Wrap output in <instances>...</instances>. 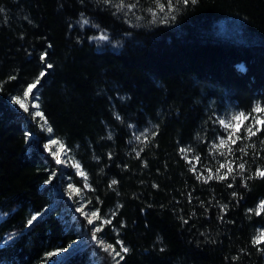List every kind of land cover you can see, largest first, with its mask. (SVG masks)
I'll use <instances>...</instances> for the list:
<instances>
[{
  "label": "trees",
  "instance_id": "1",
  "mask_svg": "<svg viewBox=\"0 0 264 264\" xmlns=\"http://www.w3.org/2000/svg\"><path fill=\"white\" fill-rule=\"evenodd\" d=\"M116 3L0 0V264H46L82 227L50 209L52 163L9 103L41 70L40 108L111 221L104 231L129 248L121 264H264V244L252 243L264 229V178L253 176L264 131L245 139L246 125L264 120L253 111L264 108V0L179 4L167 23L160 12L152 22L153 0H125L131 11ZM240 112L249 119L232 144L219 121ZM90 253L62 264H93Z\"/></svg>",
  "mask_w": 264,
  "mask_h": 264
},
{
  "label": "rangeland",
  "instance_id": "2",
  "mask_svg": "<svg viewBox=\"0 0 264 264\" xmlns=\"http://www.w3.org/2000/svg\"><path fill=\"white\" fill-rule=\"evenodd\" d=\"M36 92V89H34ZM37 99L32 101L30 98L21 97L26 104L29 105V112L23 111L20 106L13 101V97L9 98V103L11 106L16 108L23 116L24 119L28 120L34 130L30 132L28 137V142L35 149L40 151L44 156H46L52 163V180H53V189L55 197L51 210H60V217L67 219L68 225L76 226L77 224H82V227L78 229L77 234L79 236L78 240L72 243L68 249H58L52 254L49 255L46 264H62L68 261L72 256L83 252L91 251L89 258L92 260L93 264H121L119 257L113 258L107 251L104 250L105 244H113L117 251H120V245L114 244L111 242L107 233L104 229L97 233V238H93V231L97 226L106 225L104 221H108L105 218L93 217L92 213L97 212L89 202L86 196V190L89 189V184L87 181L86 174L84 176L80 175V172H84L79 162L75 161L68 148L61 142L59 139L55 138L52 132H48V122L43 116H33L30 113L42 112L40 108L39 95L36 93ZM36 103L39 105L38 108H32L31 104ZM237 115L231 113L228 116H225L223 120L226 123H231L233 126H239V129L242 124L239 121L233 120L232 117ZM46 121V123H45ZM147 128L136 132L135 136H142L148 131L145 132ZM228 130L233 131V128H228ZM50 140L58 141L56 144H50ZM48 144L49 147L45 148V145ZM53 153L59 154V159L61 163L56 162V157ZM79 164V168L76 165ZM82 181L84 187L78 186L77 182ZM85 184L88 186L86 187ZM99 216V213H98ZM39 218V216H37ZM89 219L93 222L89 224Z\"/></svg>",
  "mask_w": 264,
  "mask_h": 264
},
{
  "label": "snow or ice",
  "instance_id": "3",
  "mask_svg": "<svg viewBox=\"0 0 264 264\" xmlns=\"http://www.w3.org/2000/svg\"><path fill=\"white\" fill-rule=\"evenodd\" d=\"M103 2L105 4H112L113 3V0H103ZM198 2V0H166V4L165 3H161V0H153V3L155 4V8H148L147 11L150 12L152 14V17H153V20L152 22L155 23L156 22V19H157V15H158V12L160 13H165V16L163 18V20L161 21L162 23H167L168 22V17L171 16V18L174 20L175 19V16L173 15V13L175 11H177V5L179 4H183V5H188L189 3L191 4H196ZM115 7L117 9V11H120L124 8H127L128 11H131L133 10L134 8L137 7V3H127L125 4V0H119V3H116L115 4ZM167 7V12H165V8ZM3 11V8H0V12ZM139 19V18H138ZM103 39H107L108 37L105 35L102 37ZM47 53H43L40 57L41 61L43 62L45 60V57H46ZM47 68L50 69L52 68V65L51 64H47ZM46 75V72L41 70L38 74V76L36 77V79L31 82V83H28L27 84V87L26 89H24L22 91V95L24 98H30L32 101H35L37 99V96H36V92H34V89H38V85L40 84L41 82V78H43L44 76ZM10 79H15V77H10ZM14 103L18 104L20 106L21 109H23V111L25 112H29L30 109H29V105L26 104L24 102V100L21 99L20 96H16V97H13L12 98ZM31 107L32 108H38L39 105L36 104V103H32L31 104ZM254 112H257V113H260V112H264V108H261L260 104L257 103L256 107L253 109ZM31 115H33L34 117L35 116H43V113L41 112H35V113H30ZM233 120H237L240 122V124H243L244 120H248L249 119V116H246L244 114V112H240L238 113L237 115H234L232 117ZM46 123V121H45ZM219 123L221 125H223L225 127V129L227 130L228 128H233V131L232 132H229V135H228V140L232 143V144H235L237 140L241 139L240 136L236 135L235 136V139H233V136L235 135L236 132H239V126H233L231 123H226L225 120L221 119L219 121ZM254 125H264V120L260 119L259 117H255L252 119V123H249L248 125H246L245 127V130L247 132V136L245 137V139H248V140H251L252 137H255L257 136L258 133L264 131V128L260 127V126H255V130H253V127ZM48 132H52V128L49 127L48 129ZM147 131V129L145 130V132ZM141 135H143V133H141ZM152 135L154 136L155 133L153 132ZM137 140L140 139V136H136L135 137ZM147 138V137H145ZM58 141L56 140H50V144H56ZM228 141L224 140L223 138L220 140V143L219 145H214V148H219L221 146H224ZM260 144L261 145H264V140H261L260 141ZM253 148H255V144L253 143L251 145ZM49 145L46 144L45 145V148H48ZM246 148H247V145L245 146V148H241L240 151L242 153V157L244 155H247V151H246ZM184 151H187L186 149H181V152H184ZM228 152L230 153L231 152V148L229 147L228 149ZM222 155H224L225 153H221ZM256 155H259V153H255ZM53 155L56 157V162L57 163H61L60 159H59V154L58 153H53ZM137 156H139V152H137ZM241 157V158H242ZM198 159V158H197ZM77 168H79V164L76 165ZM225 167V165L221 164L220 165V168H223ZM239 169L241 170V174L243 172V170L245 169V163H240L238 165ZM195 168V166H193V169ZM217 172H219V168L217 169ZM232 172V167H231V164L228 165V173L230 174ZM80 175L81 176H84L85 173L83 172H80ZM254 177H260V178H264V169H261V168H257L255 173L253 174ZM198 179H200V177H197ZM213 177L210 175L207 177V179H212ZM216 179H220V180H223L225 179V176L223 175H217L215 177ZM250 179L253 178V177H249ZM112 185H115L117 183L116 180H112ZM85 186L87 187L88 185L85 184ZM229 187H231V185H229ZM233 195H235V193H233ZM224 207V206H222ZM249 211H253L252 209H249ZM262 211H264V200H261L259 202V205H258V209L256 211V214L259 215ZM40 214L37 213L35 216H32V218L28 221L29 224L32 223L33 220H35L37 218V216H39ZM92 216L93 217H97L99 218L98 216V213L97 212H93L92 213ZM92 220L89 219V224H92ZM186 222V221H185ZM103 223L105 224H110L111 221L108 220V221H104ZM103 230L102 226H97L95 228V230L93 231V238L96 239L97 238V233L101 232ZM117 243L120 245V251H117L115 246L113 244H105L104 245V250L107 251L110 255L113 256V258L115 257H119L120 260H123L124 259V256L122 255V253H128L129 252V248L124 246L123 242L122 241H117ZM252 243L259 246L261 244H264V229L260 230L259 233L255 236H253L252 238ZM235 259V258H234ZM117 264H119V261H117Z\"/></svg>",
  "mask_w": 264,
  "mask_h": 264
},
{
  "label": "water",
  "instance_id": "4",
  "mask_svg": "<svg viewBox=\"0 0 264 264\" xmlns=\"http://www.w3.org/2000/svg\"><path fill=\"white\" fill-rule=\"evenodd\" d=\"M36 93H38V89H36Z\"/></svg>",
  "mask_w": 264,
  "mask_h": 264
}]
</instances>
